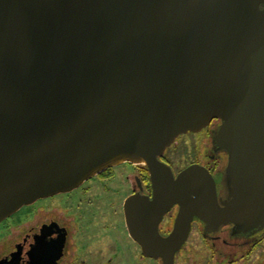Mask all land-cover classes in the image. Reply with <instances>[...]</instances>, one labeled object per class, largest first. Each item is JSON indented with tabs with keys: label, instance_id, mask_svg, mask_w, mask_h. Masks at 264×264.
Wrapping results in <instances>:
<instances>
[{
	"label": "water",
	"instance_id": "1",
	"mask_svg": "<svg viewBox=\"0 0 264 264\" xmlns=\"http://www.w3.org/2000/svg\"><path fill=\"white\" fill-rule=\"evenodd\" d=\"M212 119L220 190L204 165L160 159ZM136 159L153 194L124 214L145 257L176 264L195 219L264 227V0H0V222Z\"/></svg>",
	"mask_w": 264,
	"mask_h": 264
},
{
	"label": "flooded vegetation",
	"instance_id": "2",
	"mask_svg": "<svg viewBox=\"0 0 264 264\" xmlns=\"http://www.w3.org/2000/svg\"><path fill=\"white\" fill-rule=\"evenodd\" d=\"M219 124V119H212L204 128L210 137L211 157L223 155L226 164L227 156L224 151L217 150L212 140ZM160 159L170 165L164 155ZM197 163L211 171L220 190V176L216 175L213 165L200 161ZM172 170L174 174L178 172ZM152 192L147 167L125 161L106 167L69 191L23 205L33 206V211L35 203L43 200L40 205L42 209H56V213L36 226L29 225L20 238L10 241L0 254V261H3L0 264H140L141 258L149 257L143 256L141 246L129 235L124 206L129 196L139 194L151 199ZM177 208L178 205H174L160 221L159 231L162 235H167L172 229ZM32 211H24L21 224L30 221ZM12 222L7 221L2 227L10 226ZM232 226L229 223L214 233L204 234L232 243L236 249L244 248L241 257L247 263L253 259L257 249H261L264 227L251 233L234 232Z\"/></svg>",
	"mask_w": 264,
	"mask_h": 264
},
{
	"label": "rangeland",
	"instance_id": "3",
	"mask_svg": "<svg viewBox=\"0 0 264 264\" xmlns=\"http://www.w3.org/2000/svg\"><path fill=\"white\" fill-rule=\"evenodd\" d=\"M203 129V128H202ZM196 132L188 131L179 134L174 142L168 146L164 151V156L170 163L175 171H179L187 165L200 161L203 163H209L213 165L216 170V175L220 176V183L222 172L224 170L225 158L223 155H216L211 157L209 151L210 137H208L207 131L203 130ZM224 155L226 153L224 152ZM125 162V161H124ZM135 164V163H134ZM222 170V171H221ZM221 172V173H220ZM43 201V200H42ZM37 201L34 206H22L17 211L6 217L0 222V254L5 249V246L13 240L20 238L25 229L29 225H38L41 221L48 219L50 216H54L56 209L47 208L46 211L42 209L41 202ZM24 211H32L30 221L24 225L21 224L23 220ZM122 214H119V219L122 218ZM176 215V213H175ZM13 221L10 226L2 227L7 221ZM19 224V225H15ZM2 227V228H1ZM264 248V241L261 245V249ZM257 249L253 259L247 263L242 260L241 254L244 252V248L236 249L232 243H226L222 240L208 236L204 234L203 223L199 220H195L192 224L190 235L181 249L177 252L175 263L176 264H262L264 263V250ZM144 256V255H143ZM232 259V261H230ZM263 259V260H261ZM140 264H162L160 260L141 258Z\"/></svg>",
	"mask_w": 264,
	"mask_h": 264
},
{
	"label": "bare ground",
	"instance_id": "4",
	"mask_svg": "<svg viewBox=\"0 0 264 264\" xmlns=\"http://www.w3.org/2000/svg\"><path fill=\"white\" fill-rule=\"evenodd\" d=\"M124 161H127V160L114 161V162H112V164H113V165H117V164L122 163V162H124ZM131 162H132V163H135V164H142V165H144V162L141 161V160H139V159L131 160ZM111 166H112V165H111Z\"/></svg>",
	"mask_w": 264,
	"mask_h": 264
}]
</instances>
